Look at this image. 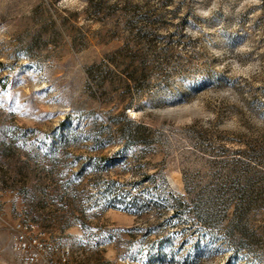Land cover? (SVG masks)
Masks as SVG:
<instances>
[{
    "label": "rangeland",
    "instance_id": "374dc122",
    "mask_svg": "<svg viewBox=\"0 0 264 264\" xmlns=\"http://www.w3.org/2000/svg\"><path fill=\"white\" fill-rule=\"evenodd\" d=\"M29 222L49 264H264V0H0V264Z\"/></svg>",
    "mask_w": 264,
    "mask_h": 264
},
{
    "label": "built area",
    "instance_id": "2783aa9c",
    "mask_svg": "<svg viewBox=\"0 0 264 264\" xmlns=\"http://www.w3.org/2000/svg\"><path fill=\"white\" fill-rule=\"evenodd\" d=\"M43 234L37 224L29 222L14 228L11 238V250L14 255L13 264H49L43 255H48ZM60 247H55L58 251ZM62 255H70L69 249L61 251Z\"/></svg>",
    "mask_w": 264,
    "mask_h": 264
},
{
    "label": "trees",
    "instance_id": "16d2710c",
    "mask_svg": "<svg viewBox=\"0 0 264 264\" xmlns=\"http://www.w3.org/2000/svg\"><path fill=\"white\" fill-rule=\"evenodd\" d=\"M107 74L108 75H113V74H115V72L112 70V69H110V68H108V70H107ZM134 108V109H138V107H134L133 105H132V103H128V104H126V105H124L123 106V111H124V114L126 115V111L128 110V109H131V108ZM130 123L132 124L133 122L132 121H130ZM136 128V131H142V130H146L147 128L143 125V124H137L136 126H135ZM131 139H135L136 140V142H143V140L144 139H142V137H140L139 135H132L131 137H130Z\"/></svg>",
    "mask_w": 264,
    "mask_h": 264
}]
</instances>
